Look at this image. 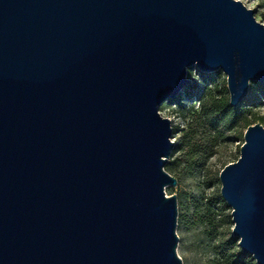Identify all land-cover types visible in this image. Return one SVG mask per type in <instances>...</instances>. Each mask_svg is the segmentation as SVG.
Returning <instances> with one entry per match:
<instances>
[{"label":"water","instance_id":"water-1","mask_svg":"<svg viewBox=\"0 0 264 264\" xmlns=\"http://www.w3.org/2000/svg\"><path fill=\"white\" fill-rule=\"evenodd\" d=\"M239 0H0V264H181L173 142L158 107L220 71L264 84ZM241 253L264 264V128L219 170Z\"/></svg>","mask_w":264,"mask_h":264},{"label":"rangeland","instance_id":"rangeland-1","mask_svg":"<svg viewBox=\"0 0 264 264\" xmlns=\"http://www.w3.org/2000/svg\"><path fill=\"white\" fill-rule=\"evenodd\" d=\"M239 1L251 7L255 21L264 26V0ZM218 72L200 75L194 67L187 69L189 83L171 102L167 100L158 107L171 126L173 147L163 170L176 179V184L164 186L163 191L176 199L175 250L181 264H238L239 259L240 264H255L249 255L240 252L231 235L230 207L219 195L218 173L237 158L246 125L259 123L264 128V98L257 97L261 99L257 106L248 102L245 119H239L235 127L221 130L218 125L217 131L205 128L193 115L199 110L197 96L202 94L203 86L228 98L225 76ZM193 85L197 89H191Z\"/></svg>","mask_w":264,"mask_h":264},{"label":"trees","instance_id":"trees-1","mask_svg":"<svg viewBox=\"0 0 264 264\" xmlns=\"http://www.w3.org/2000/svg\"><path fill=\"white\" fill-rule=\"evenodd\" d=\"M198 73L200 75L205 74ZM218 73V71H215L212 75H217ZM190 88L197 89L195 85ZM201 92L202 94L197 96L201 103L199 110L193 112V115H196L202 121L205 128L217 131L216 129L219 125L221 130H229L237 125L239 119L244 118L246 113L244 109L249 104L248 102L254 106L259 105L261 99L257 97L264 98V84L253 82L245 98L236 107L229 106L227 103L228 99L220 94L213 93L207 86H203ZM237 263H242V259L237 260Z\"/></svg>","mask_w":264,"mask_h":264}]
</instances>
